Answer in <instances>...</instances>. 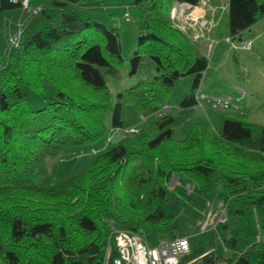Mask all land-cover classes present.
<instances>
[{"label":"trees","instance_id":"1","mask_svg":"<svg viewBox=\"0 0 264 264\" xmlns=\"http://www.w3.org/2000/svg\"><path fill=\"white\" fill-rule=\"evenodd\" d=\"M22 1L0 0V37L13 11L23 8ZM201 1L130 4L140 17L128 70L135 81L111 101L105 75L120 74L118 26L81 18L76 9L85 0H27L32 13L18 48L0 67V264H102L111 227L133 231L150 245L176 237L172 230L178 225L162 208L169 195L166 184L173 172L184 170L212 189L207 179L222 145L230 152L225 169L234 176L219 193L224 220L212 229L218 242L199 236L207 231L190 235V251L182 261L264 264V125L235 111L214 129L193 124L181 139L172 137L170 114L146 126L148 115L170 104L177 79L192 80L177 104L180 112H187L197 106L198 89L215 70L213 59L199 53L170 14L175 4ZM224 1L227 35L253 38L252 25L264 19V0ZM28 90L42 104L32 107ZM126 104L139 111L141 121L96 154L70 178L66 190L52 188L61 175L55 164L47 175L46 159L91 144L111 130L124 131ZM167 144L168 154L163 150ZM249 209L261 210L258 228L249 223ZM110 255L116 256L114 247Z\"/></svg>","mask_w":264,"mask_h":264},{"label":"rangeland","instance_id":"2","mask_svg":"<svg viewBox=\"0 0 264 264\" xmlns=\"http://www.w3.org/2000/svg\"><path fill=\"white\" fill-rule=\"evenodd\" d=\"M133 1L134 0H85L84 3L86 5L76 9L81 18L90 17L101 23L118 26L123 57L120 74L118 77H113L108 74L105 75L111 101H114L115 95L119 90L128 87L135 81V78L128 75L129 59L135 49L140 23L139 15L133 8H130V4ZM214 1L217 6V17L211 35L215 36L213 39H209V46L204 47V50L201 42H207V34L209 31H206L210 24L208 19H206L207 21L204 20L202 14L199 16V11L203 10L206 1L202 0L199 4L195 5L196 7L186 3H180L175 4L171 8L170 14L174 26L188 39L198 45L196 49L199 53L205 54L209 61L213 59L212 64H217L216 67H220L222 73L220 82L217 84L218 90H214L217 93L220 91V88L224 91L219 94H208L206 92L210 91V87L206 84V81H204L203 85L200 87V93H205V97H199V102L196 103V107L200 109L180 112L177 104L182 97L188 93L192 80L190 77H181L177 79L171 89L169 98L170 104L161 106L157 111L148 115L146 118L147 126V124H151V122L156 121L157 118L162 115L170 114L173 116L174 122L171 126V131L174 139L183 138L195 123H200L202 126H207L211 129L219 127L221 118L230 116V114H228L229 112L227 110L211 107L207 98L217 97L221 94H232L234 97L242 96V99L244 98L243 111L246 113L243 119L248 122L264 125V88L261 86L264 84V60H261V54H264V20L260 19L252 25L251 28L255 35L253 38L237 40L231 37L230 44L227 45V48L224 50L219 46V42H224L223 39L228 36L227 4L224 0ZM127 8H129V10ZM30 13H32L31 10L27 8H18L13 11L10 19L14 26V35L19 30L21 32L23 31ZM202 13L204 12L202 11ZM7 24H9V20ZM19 24H21V27ZM7 37V34H2L0 37V67L5 61L8 53H15V49L18 48L21 34L17 45L10 49L7 48ZM242 41H250L252 49L234 50L231 47L232 44L238 45L237 43ZM234 51L241 52H238L235 56L233 55ZM225 56L228 57L225 62L219 61L221 57ZM27 94L30 98L32 107H37L39 104H42V100L36 93L28 90ZM123 109V126L126 127L124 131L112 132L111 130L107 136L91 144L82 145L58 157L46 159L44 168L47 171V175L51 173L53 164L56 165V170L61 175V177H57V181L56 178H51L54 182L56 181L51 185L52 188L66 190L71 177L80 173L85 166L95 158L96 154L103 151L105 148H110L115 145L118 139L123 135V132L126 134L128 131H132L133 127L141 121L139 111L132 104L124 105ZM163 150H168L166 153L168 154L171 151L169 144L163 145ZM219 150L221 155L218 159H215V171L211 177L207 179V183L213 186V190L206 189L203 186L202 182L204 179L199 175H195L193 172H185L184 170L173 172L171 179L167 182L166 186L169 195L162 204V208L164 213L170 216L173 221L176 222L175 224L178 225L177 230H172L175 236H179L178 233L186 235L198 233L201 229L202 221L205 219V211L212 210L211 216L207 220L210 227H212L214 221L217 220L220 214L219 210L224 212L219 193L223 192L227 184V178L234 175L231 171L225 169L227 167L225 165H228L227 161L230 156L229 147L222 145L219 147ZM222 154H224V156H222ZM139 202L136 203L138 204L137 209L142 212L144 206H140L141 202ZM246 216L252 229L259 227L261 223V210L256 211L254 209H249ZM205 235L217 239L215 232L212 230L199 236L203 237ZM169 238L162 237L161 239ZM216 241L218 242V239Z\"/></svg>","mask_w":264,"mask_h":264},{"label":"built area","instance_id":"3","mask_svg":"<svg viewBox=\"0 0 264 264\" xmlns=\"http://www.w3.org/2000/svg\"><path fill=\"white\" fill-rule=\"evenodd\" d=\"M22 7L27 8V0L22 1ZM21 27V24H19ZM21 31L10 36L7 48L17 45ZM231 37L227 36L223 41L229 45ZM238 45L232 44L234 50H248L251 42H240ZM200 88L196 94L197 103L199 97L204 98L205 93H200ZM211 107L227 110L228 112L239 111L241 108V96L234 97L232 94H221L217 97L207 98ZM220 214L212 227L207 223L212 210L204 212V218L199 233L215 229L216 223L224 220V212ZM190 235L176 236L171 239H160L155 244H148L139 234L125 229L111 227L109 241L105 249V256L102 264H189L192 260L182 261V258L190 251ZM114 247L116 256L111 258V250Z\"/></svg>","mask_w":264,"mask_h":264},{"label":"crops","instance_id":"4","mask_svg":"<svg viewBox=\"0 0 264 264\" xmlns=\"http://www.w3.org/2000/svg\"><path fill=\"white\" fill-rule=\"evenodd\" d=\"M216 8H217L216 2L214 0H208V1L205 2L203 10L199 11L200 15L198 14L199 16H201V14H202L204 16V20L208 19L209 20V24H210L209 28L206 31V32L209 31V33H210V34L209 33L207 34V42L206 41H204V42L202 41L201 42L203 50H204V47L209 46V44H208L209 39H213L214 36H215V35L214 36L211 35V31L213 30V27L215 26V23H216L215 22V19L217 17V9ZM202 11L204 13H202ZM195 13H196V11H195ZM261 20H264V19H261ZM13 31H14V26H13L12 21L10 19L8 26L6 28H4V30H3V34H5V35L7 34V36H8L7 39H9L10 36L13 34ZM227 58L228 57H226V56L225 57H221L219 59V61L225 62ZM261 60H264V54H261ZM216 66H217V64H216ZM221 73H222V71L220 70V67H215V70L210 72L211 75L208 76V79L206 81V84H208L209 87H210V91H208L206 93H208V94H210V93L219 94V93L224 92L221 88L219 89L220 91H218V93L215 92V90L216 91L218 90L217 84L220 82ZM261 86H262V88H264V84H262ZM243 100H244V98L242 99V96H241L242 110L240 108V111H243V103H244ZM195 109L197 110V109H200V108L194 107L190 111H194Z\"/></svg>","mask_w":264,"mask_h":264},{"label":"clouds","instance_id":"5","mask_svg":"<svg viewBox=\"0 0 264 264\" xmlns=\"http://www.w3.org/2000/svg\"><path fill=\"white\" fill-rule=\"evenodd\" d=\"M196 107V106H195Z\"/></svg>","mask_w":264,"mask_h":264}]
</instances>
